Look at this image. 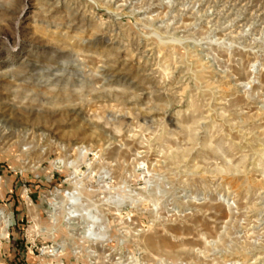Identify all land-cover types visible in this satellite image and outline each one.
Masks as SVG:
<instances>
[{
  "label": "rangeland",
  "instance_id": "rangeland-1",
  "mask_svg": "<svg viewBox=\"0 0 264 264\" xmlns=\"http://www.w3.org/2000/svg\"><path fill=\"white\" fill-rule=\"evenodd\" d=\"M8 263L264 264V0H0Z\"/></svg>",
  "mask_w": 264,
  "mask_h": 264
},
{
  "label": "bare ground",
  "instance_id": "bare-ground-1",
  "mask_svg": "<svg viewBox=\"0 0 264 264\" xmlns=\"http://www.w3.org/2000/svg\"><path fill=\"white\" fill-rule=\"evenodd\" d=\"M26 5V4H25Z\"/></svg>",
  "mask_w": 264,
  "mask_h": 264
},
{
  "label": "crops",
  "instance_id": "crops-1",
  "mask_svg": "<svg viewBox=\"0 0 264 264\" xmlns=\"http://www.w3.org/2000/svg\"><path fill=\"white\" fill-rule=\"evenodd\" d=\"M9 264V263H8Z\"/></svg>",
  "mask_w": 264,
  "mask_h": 264
}]
</instances>
